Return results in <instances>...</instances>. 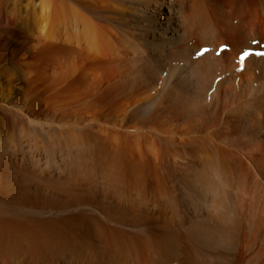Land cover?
<instances>
[{"label": "bare ground", "instance_id": "1", "mask_svg": "<svg viewBox=\"0 0 264 264\" xmlns=\"http://www.w3.org/2000/svg\"><path fill=\"white\" fill-rule=\"evenodd\" d=\"M38 1L40 4V26L39 31L36 32L39 34L38 38L40 41L38 40V42L44 43L45 45L40 48L41 50L37 54L38 56L36 55L37 57L34 59V64L39 67L38 72L42 74L43 78H45L46 75L51 74L53 80L51 81V83L46 82L47 96L45 95V98L37 96L36 93V95L31 97L29 101H25L23 104H10L8 106L10 111L12 110L13 112H15L16 115L19 116L22 120L19 130L22 131V129H29L31 130L32 134H39L41 137H46L45 144L48 151V157H50L51 160L53 159L56 167L54 165L53 166L58 171L70 167L68 165H70L72 161L69 162L70 164H68V161L70 160V158H72L71 156H73L74 153H76L74 155L77 156H85L90 151V148L93 149V146H99V148H101L104 152V155H109L108 151L115 152L116 147L114 146V143H116L117 146L119 143L118 141L122 143V137L119 138V135H122L121 133L126 134V137H138V141H141V139L139 138H142V141L145 142L144 146L146 147V150L148 151V153H150L152 158L155 159V161H153L152 163H145V161L142 160L145 154V152L143 153L145 149L141 151L144 142H141L142 145L140 143V145L137 143L138 146H140L138 148L140 150L138 151V157H140L139 159L134 158L136 155L133 156V152L131 150L133 146L131 143L132 141L125 142L126 144L130 143L125 146L126 152L124 155L126 157L125 160L128 165L127 168L124 165L125 171L126 169H129L132 178L135 181H138V176H141L140 178H142V175L144 176L146 170L152 171L154 173L156 169L159 171H161V169H166L168 170V172H166L167 174H169V172H173L175 175L173 176L169 174L168 176L174 177H169V179H177V182L180 184L177 193H175L174 189H172L173 191H171L164 187L163 183L165 179H162L164 181H159L160 176H157L158 178L156 177L159 183H157V186L155 185L158 188L154 190L155 193L153 195V198L154 203H156V205H154L155 207L157 206L156 208L158 209V213L161 219H163V221L180 223L182 224V227H186L187 225H189V223L192 222L194 223V228L192 229L200 234L201 239L203 238L205 241H207L208 245L212 243L216 246L220 245L221 248H224L226 244L228 245V239L232 235L236 238V235L238 233L236 231L244 228L246 233H244V240H248L249 238H251V241L248 240L249 243L247 241V243L242 242L244 243V245L241 248L242 250L239 251H241V254L246 253L247 256H245V258L241 257L242 260L238 258V264H253L256 261L259 262L261 259L262 263L260 264H264V249L262 247H257V241L264 245V230L259 231L258 229L261 227V224H264V216H262L264 215V204L261 203L263 200L261 198H264V195L260 198L261 202L259 199L255 203L252 202L253 200H257L252 199L253 195H256L254 193L259 192L258 190L260 188L261 190L264 188V139L261 140L256 138V133L260 130V128L262 129L264 126V96L260 98L256 96L258 97V99L255 98L254 100H251V97H253L257 93L261 94L262 91V88L258 91H255L251 88L250 92H248L250 94H247L251 96L245 95L244 98L239 97L237 102H235V100L233 99L234 102L232 103L230 101L231 104H228L227 101L228 99H230L232 95L231 92H233L232 90L234 89V87L231 82V77L224 75L220 68L221 65L215 61L217 60L215 59L216 56L214 57V51L216 50L215 45L219 46L227 43L228 41H230V38L227 35H230L234 43H242L241 48L235 51V57L238 61L241 60L240 55L242 53H248L243 62L247 63L246 66L252 64L249 62L251 60H254L259 63L261 68H264V56H256L251 53L252 51H264V46H250L248 44H245L249 39H255L256 34H253L255 33V28L260 27L258 25H261L264 22V6L260 2V0L252 1V5L254 6L252 13L245 20H241V24L236 28H230L228 26L229 24L226 25V22H223L224 24H221L219 26L218 24L216 25L211 21V12H209L207 9V4L211 0ZM262 1L264 4V0ZM231 2L233 3V1ZM214 5V11L218 13L219 8L217 6V3L215 2ZM258 5H262V8L259 7L258 9ZM239 7H242V5L239 4ZM247 27L249 28L247 29ZM223 30L226 31V34L224 35L222 34V32H224ZM257 32L260 34H264V29L260 27L258 28ZM236 33L238 37H236ZM41 37L42 39H40ZM263 38L264 36L262 37V40L264 41ZM190 40H194V44L192 46L189 45ZM235 52H231L232 54H230L233 56V53L235 54ZM231 65L232 64L230 63V66ZM235 66L237 67V65ZM217 79H219V81H216V83L215 80ZM245 82L249 83L251 81L247 77ZM209 90H212L213 92V99L218 95L220 91L223 93L224 115L220 120L214 118L208 121H202V119L195 118V115L197 114L194 113L198 109L197 106L199 105V102L208 101ZM260 94L258 95L261 96ZM1 105L3 104L0 103V107L7 106ZM40 105L45 106L41 108ZM5 108L7 107H4V109ZM2 111L4 110L2 109ZM35 112H38L39 114ZM87 112H90L88 114L90 115L89 120L85 119V115L87 114ZM6 113L9 114V112ZM8 114L6 115L7 118ZM14 118L20 120V118ZM88 122L91 123L87 124ZM17 129H15V131ZM51 129H53V132L54 129H57L58 131L57 133H53L52 131L49 132ZM232 129L235 132L239 133L240 137L243 138L242 140L245 143L249 142V140L253 141V144L251 143L252 145L250 146L246 144L244 145L245 147L243 148L245 150L242 153L232 151V141L230 139V137H234ZM29 132L27 130V134H29ZM48 133L52 134L49 135ZM101 135L107 137L106 139L108 140L112 139L110 145L108 143L109 141H107L109 146H105L104 143H106V139ZM37 138H39V136H37ZM135 139L133 140V142L136 141ZM18 141H22L21 138L20 140L18 139ZM23 145L21 144V147ZM154 146H157V148L155 149ZM152 147L154 149H152ZM10 148L7 149L9 150ZM15 149L17 150L18 147ZM5 152L0 150V165L2 166L3 161L6 162ZM7 154L9 153L7 152ZM118 155L120 157L116 155V157L118 158L117 160L114 159L115 161L110 159L106 163L103 162L105 164V168H103V170L105 169V172H101V170L100 172L104 174L106 173V176H104L105 179L108 177L110 178L111 175L113 178L114 176H119L118 174H120V171L123 170L120 168L118 169L119 173L117 171V167H119L121 165L120 163H122L120 161L122 160V154ZM8 156L6 155V157ZM102 157L99 158L102 159ZM94 159H92L91 161L93 162ZM143 159H145V157ZM77 160L75 159V161ZM79 160H81V157ZM12 162L15 161L13 160ZM78 162L79 161H77V163ZM78 164L86 166V164H83V162H79ZM115 164H117L116 169L114 168ZM76 166L77 165H75L74 167L76 168ZM82 166H80L79 168L82 169ZM71 169L75 170L76 172L77 170L81 171V169L78 168L74 169L72 167ZM67 170L69 171V169ZM83 171H85V167ZM116 171L118 174L114 173ZM125 171L124 174H126ZM159 171H157V173H159ZM250 172H252V175H249ZM44 173L45 172L42 173L43 176H45ZM102 175L100 177H102ZM100 177L99 179H101ZM118 178L114 180V182H119L122 184V181ZM127 178L126 180H124L122 175L123 184L124 181L127 182V180L130 179L129 177ZM102 179L104 178L102 177ZM142 181L143 183L140 182V184L143 185L144 180ZM216 181L217 183L215 184ZM114 182H112L113 185H115ZM119 183L118 186L115 185V187H119ZM165 183L167 182L165 181ZM128 184H125V186L128 185L129 187L130 182ZM135 185L139 186V188L140 186H142L137 185L136 182L133 187ZM119 188H121V185ZM174 188H176V186H174ZM233 188L239 189V194L241 195V198H243L242 205L240 204V202H237L236 204L237 196L234 197L235 195H232L231 192L233 191ZM140 190L141 189H136V193H134L135 196L134 198H132L134 200L138 198L137 200H135V202L137 203L140 201H144L145 203V201H147V198H145V196H142V192L140 193ZM207 193L212 195L211 199L206 196ZM261 193L259 194L261 195ZM99 194L101 193L99 192ZM96 195H98V193ZM111 195L113 196V194ZM260 195H257V197L259 198ZM141 198H145V200H141ZM139 199L140 201H138ZM246 200H249L252 203V206L250 204H247ZM141 202L140 205L144 204L143 202ZM145 204L141 206L137 204V209L138 206H143L145 208L147 206ZM236 205L237 209L242 206L241 213L244 214L243 221H237V219L242 216L241 213V215L238 213L239 216L237 219L234 218V216L236 217V214L233 216L234 210L232 209V207L235 208ZM211 206L215 208L213 210H215L216 220H218V224H215L214 227L213 225L207 226L208 224L205 225L204 223H202L203 218L206 216V213L209 208H211ZM21 207L22 206H20V208ZM139 210L140 208L137 210V212ZM239 211L240 210H238V212ZM169 214L171 218L169 217ZM97 216L98 215H96V217ZM18 219L19 218H17V220ZM72 219L73 218H71V220ZM7 220L9 219L7 218ZM78 220H80V218ZM198 220L200 221V223L198 222ZM125 221L126 220H124V222ZM94 223L96 222L94 221ZM4 228L7 229L6 227ZM14 228H12L13 231ZM8 229L10 231L11 228ZM249 230H256V233L253 232L256 235H253V237H251L250 235L248 236ZM124 233H122L123 236ZM146 234L148 235V233ZM7 235L5 236L7 237ZM13 236L14 234L12 235V237ZM123 236L122 238L118 237L121 238V241H123L124 243V246L121 244L120 245L129 249V242L133 241V237L132 235L131 237L128 235L127 237ZM170 237L172 236L170 235ZM107 238L109 237H106L104 239L107 240ZM51 239L53 238L51 237ZM2 240L4 239L2 238ZM2 240H0L1 244ZM109 240L112 241V244H115H113L112 246H108L111 245L109 244L111 241H109L107 247L115 249L116 247L114 248L113 246L118 244L117 238H115V236L113 237L112 234V237L110 236ZM11 241L9 242L8 240L6 242L11 243ZM28 241L31 242V240ZM33 241L34 240H32V242ZM174 241H168L167 239L166 242L160 241L162 245L160 247L158 246L159 249L157 250V254L159 256H165V254L170 256V258H168L169 264L179 262L180 260L184 259V261H186V264H205L207 262H204V260H202L203 258H201L202 251L200 253L201 256H199L200 254L196 253L195 249L191 250ZM13 242L15 241L13 240L12 243ZM37 242L38 241H36V243ZM39 242L41 243L42 241L39 240ZM39 242L38 246H35V242L33 243L35 244L34 246L33 244L28 243L32 245V247H29V250L26 247L28 251L23 247L21 250L24 249L25 251L23 250L22 252H19V254H22L21 256H23L21 258L18 254H11L10 252H6L5 255L7 258H5V256L2 257L4 251H6L2 248L3 252L2 250L0 252L1 264H126L123 263L125 262L123 260V262H121V258L118 257L122 256L120 255L121 252L118 256H113V254L111 255L110 253L106 255V251L103 252L105 248L103 251H101L102 249H100L98 245H80L81 242H77V246L75 245L76 247L73 245L75 247L74 248L73 246H67L68 244L72 245L71 243H69V240H67L66 242H68V244H66V242H62L65 244H61L62 246L57 247L56 244L54 245V243L57 242L55 241L54 243L52 242L53 244H50V248L46 246H44L46 247L44 248L43 245H41L42 247L39 246ZM199 243L197 240L196 245H198ZM230 243L229 245H231ZM237 243L239 245V241ZM123 247H121L122 254L126 255L125 253L128 252V249L124 253ZM227 247L228 246H226L225 248ZM208 248L210 249L211 247L209 246ZM216 248L217 249L211 248L213 250H211L212 252H209L207 250L209 253H206L207 255L205 254L206 256H208V258L211 259V264H224L222 260L228 258L233 259V257L237 258L235 254L229 253L230 251L228 253L223 252L222 254L223 250L220 251L218 250V247ZM235 248L236 247H234L233 249ZM141 249L142 250L138 251V253L136 251V254L133 253V255L135 254L134 256H136L137 264H160L153 258L148 257L146 251L144 252L146 248L141 247ZM130 251L133 252L132 250ZM128 254L130 255L127 256H130L131 258L132 253ZM229 262L227 261V263ZM164 264L168 263L164 262Z\"/></svg>", "mask_w": 264, "mask_h": 264}, {"label": "rangeland", "instance_id": "2", "mask_svg": "<svg viewBox=\"0 0 264 264\" xmlns=\"http://www.w3.org/2000/svg\"><path fill=\"white\" fill-rule=\"evenodd\" d=\"M231 1H233V3ZM252 1H254V0H211L207 4V9L209 12H211L210 13V19L214 24H216V25L218 24L220 26L221 24H224L226 22L227 23L226 25L229 24L228 26L230 28H232V27L236 28L241 24V22H240L241 20H245L252 13V10L254 9V6L252 5ZM215 2L217 3V6L219 8L218 13L214 11ZM260 2L264 6L263 1L260 0ZM239 4L242 5V7H239ZM232 5L235 7H233ZM262 5H258V9H259V7L262 8ZM39 10H40V4H39L38 0H0V103L3 104L1 106L7 105V106H4V107H7L5 109H4V107H0V134H1L0 135V137H1L0 138L1 139L0 140V144H1L0 150L5 152L8 150L7 148H10V146H11V148L9 150H11L13 152L12 153L9 150L7 151L9 154H7V152H5L6 153L5 154V161L6 162L3 161L4 167L2 165H0V237H1L0 240H2V238L4 239V240H2V244L0 243V252H1V250L3 252V249L6 250V251H4L2 257L5 256V258H7L5 254H6V252H10L11 254H14V253L18 254L19 257L21 258L23 256H21L22 254H19V252H22L26 247L29 250L30 249L29 247H32V245H30V244H33L34 242L36 245L33 244V246L34 245L38 246L39 240L42 241L41 242L42 244L39 242L40 243L39 246L43 245V247L44 246L49 247L50 244H53L55 241H57V242H55L54 245L56 244L57 247L62 246L63 244H65L62 242H66L67 240H69V243L72 244V245H70V244H68V242H66V244H68L67 246H69V247L70 246L72 247L73 245L77 246V242H79V243L81 242L80 245L81 244H84V245L89 244L90 246H93V245L97 246L98 245V247H100V249H102L101 251H103L105 248V250L103 252L106 251L105 252V253H107L106 255H108V253H110L111 255L113 254V256L114 255L118 256L121 252L120 255H122L123 257L122 256H118V257L121 258V260H120L121 262L125 261L123 263H126V264H134V263L137 264L136 263V256H134V255L136 254V252L138 253V251L142 250L141 247H144V248H146L144 250V252L146 251V254H148V257L153 258L154 260H156V262H158L160 264H164V262L169 264L168 258H170V256L166 255V254H165V256L164 255L159 256L157 254V252H158L157 250L162 245V243L160 241L166 242V239L168 241L169 240L174 241V239H175L174 242H176L180 245H183L184 247L189 248L191 250L195 249L196 253H198V254H200L202 251V253H201L202 256H201V254L199 256H201V258H203L202 260H204V262L207 261L205 264H211L212 263L211 259L208 258V256H206V255L209 252L213 251L211 248L217 249L216 247H218V250H220V251L223 250L222 254H223V252L228 253L230 251L229 253L235 254L237 257V258L233 257V259L228 258L229 260L228 259L222 260V262L224 264H235L236 262H237L236 264H238V262H239L238 258H240V260H242L241 257L245 258V256H247L246 253L245 254L242 253V254H244V255H242L241 251H239V250H242L241 248L243 247V245L246 241L248 243H249V241H251V238L248 239L249 241L244 240L245 239L244 228H242L243 230L241 229L242 232H241V230L236 231V232H238L236 235V238H235V236L232 235L228 239L229 240L228 245L226 244V246H228L227 248H225L226 246L224 248H221L220 245L216 246V245L209 242L212 246L213 245L215 246V247L214 246L212 247L210 244L208 245V242L205 241L203 238L201 239L200 234H198L196 231H194V229H192V228H194L193 227L194 223H192V222H191L192 224L189 223V225H187L186 227H184V226L182 227V224H180V223L163 221V219H161V217L158 213V209L156 208L157 206L155 207L156 203H154V198H153V195L155 193L154 190H156L158 188V187H156L158 185L157 183H159L157 178L160 176L159 181L162 179H165V181L167 183H165V181L162 180V181H164V183H163L164 187L168 190H171V191H173L172 189H174L175 193H177V190L179 189L180 184L177 182V179L176 180L175 179L174 180L169 179V177H170V176H168L169 174H171L173 176H175V175L173 172H169V174H167L166 172H168V170H166V169L165 170L161 169V171L156 169L154 171V173L152 171L146 170V172L144 173V176L142 175V178H140L141 176L140 177L138 176V181L137 180L135 181L132 178V175L129 172V169H126V171H125V169H124L125 166H126V168L128 166L127 162L125 160L126 157L124 155L126 152L125 146L130 144V143L126 144L125 142H131L132 141L131 143L133 146H132L131 150L133 152V156L136 155L134 158L139 159L140 157H138V151H140V150L138 148L140 146H138V144L140 143L142 145L141 142H144V141H142L143 140L142 138H139V139H141V141L139 140L140 141L139 142L137 140L138 137H132V136L126 137V134L121 133L122 135H119L120 136L119 138L122 137L121 141L123 144L120 141H118L120 143V146H119V143H118V146L116 143H114V146L117 148V150L115 148V152L108 151L109 155L108 154L104 155V152L102 151L101 148H99V146H93L94 150L92 148H90L89 149L90 153L88 152L87 155L77 156V155H74V154H76V153H74L73 156H71L72 158H70V160L68 161V164H70L69 162L72 161L73 165H72V163L70 165H68V164L67 165L70 166L71 168L73 167L74 169H76V168L81 169L79 167L82 166V164L79 165L78 164L79 162L80 163L83 162V164H86V166L85 165L82 166L81 171L77 170V172H76L75 170H73L67 166H66L67 168H65L66 170L64 169V170L58 171L55 168L56 166L54 164L53 159L51 160L50 157H48V151L46 149V144H45V138L46 137H43V136L41 137L39 134L38 135L34 134V133L32 134L31 130H29V129H26V130L22 129V131L19 130L22 120L19 116L16 115L15 112H13L12 110L10 111L8 106L10 104H12V105H15L18 103L23 104L25 101H29L31 99V97L36 95V93H37V96H39V97L41 96V98L42 97L45 98L47 96V83L46 82L51 83V81L53 80V78L51 77V74H48V75H46L45 78H43L42 74L40 72H38L39 67L34 64V59L38 56L37 54L40 52V50H41L40 48H42L45 45L44 43L38 42L39 34L37 32L39 31V26H40V24H39V19H40ZM258 12H260V11H258ZM214 13H215V15H214ZM258 26H260V27H262V29H264V22ZM260 27L255 28V33H253L254 35L256 34L255 39H249L247 41V43H245V44H248L250 46H256V45L264 46V41L262 40V37L264 36V34L263 33L260 34L257 32L258 28H260ZM248 28L249 27H247V29ZM222 34L223 35L226 34V31L222 32ZM227 36L230 38V41H228L225 44L219 45V46L215 45V48H216L215 51L216 52L214 51V54H215L214 57L216 56L215 59H217L215 61L221 65V66L220 65L219 66H220L222 72L224 73V75L231 77V82H232L233 87H234V89L232 90L233 92H231L232 95H231V97L229 96L230 99H228L227 103L231 104V102L233 103L234 100H235V102H237L239 97L244 98L245 95L251 96V95H247V94H250L248 92H250L251 88L255 91H258L259 89L262 88L261 94L260 93L255 94L253 97H251V100L252 99L254 100L255 98L258 99V97L260 98V97L264 96L263 95L264 94V68H261L259 63H257V61H254V60H251L249 62L252 64H249L248 66H246L247 63H243L244 58L243 59L241 58V55L243 53L240 55V59L242 61L241 60L238 61L235 57V55H236L235 51H237L241 48L242 43H234L233 39H231V36L230 35H227ZM232 36H233V34H232ZM236 37H238L237 33H236ZM40 39H42V37ZM193 44H194V40H190L189 45L192 46ZM231 52H235V54L233 53V56H232ZM225 60H226V62H225ZM235 60L238 62H236ZM239 62H241V63H239ZM230 63L234 66H232V65L230 66ZM235 65H237V67ZM253 66L255 67V69ZM248 72H249V74H248ZM247 77L249 78V80L251 82H249V83L245 82ZM216 81L218 82L219 79L215 80V82ZM212 94H213L212 90H209L208 91V96H209L208 98L209 99L207 98L209 102L208 101H206V102L200 101L199 102V105L197 106L198 109L194 113V114H197V115H195V118L202 119V121H208V120H211L214 118H217L218 120H220L223 117V115H224L223 114V104H224L223 93L220 91L214 99L212 98ZM258 94H260L261 96H259ZM219 95H220V97H219ZM242 95H244V96H242ZM256 96H258V97H256ZM44 106L45 105H40L41 108H43ZM2 109L4 111H2ZM197 111H198V113H197ZM6 112H9V114L10 113L11 114L9 115ZM35 113H38V112H35ZM89 113L87 112V114L85 115L86 120L90 119L89 118L90 115H88ZM7 114H8V118L6 117ZM14 117L20 118V120L15 119ZM89 123H91V122H88L87 124H89ZM15 129H17V130L15 131ZM27 130H28V132L30 131L29 134H27ZM52 130L53 129H51L49 132H51ZM57 131H58L57 129H54V132L53 131L52 132L57 133ZM83 132H85V131H83ZM232 132H233L234 137H230V139L232 141V144H231L232 147L231 148H232L233 152H239V153L241 152L242 153L245 150L243 148V147H245L244 146L245 144L248 146L253 144V141H251V140H249V142L245 143L242 140L243 138L240 137L239 133L235 132L233 129H232ZM48 134L51 135L52 133H48ZM37 136H39L40 139L37 138ZM101 136L104 137L105 139L107 138L103 135H101ZM9 137H11V138H9ZM6 138H8V139H6ZM20 138L22 141H18V139L20 140ZM133 138L134 139L136 138L135 140L137 142L136 141L133 142V140H134ZM256 138L261 139V140L264 139V126L262 129L260 128V130L256 133ZM107 141H109L108 143L110 145L112 142V139L111 140L106 139V143H104L105 146H109ZM10 142L12 145L10 144ZM15 143H16V145L18 143V145L16 146ZM20 143L22 145L23 144L24 145L21 147ZM19 145H20V147H19ZM144 145H145V142L143 143V145H142L143 147L141 150V151H143L145 149L143 151V153L145 152V154L143 156V158L145 157V159L142 158V160H144L145 163L146 162L152 163L153 161H155V159H153L152 156L150 155V153H148V151L146 150V147ZM13 146H14V148H13ZM17 147H18V149L16 150L15 148H17ZM12 148H13V150H12ZM154 148L156 149L157 146H154ZM154 148L152 147V149H154ZM21 149H22V151H21ZM98 150H99V153H98ZM10 154H12L13 156ZM118 154H122V157H121L122 160H120V161L124 164L120 163L121 165L119 167H117V171L119 173L118 169H120V168L123 169L126 173V174H124L123 170L120 171V174L123 175V179L126 180L127 177L130 178L129 180H127V182L124 181V184H123L122 175L118 174L117 171L114 173L118 174L119 176H114V178L111 175L110 178L108 177L105 179L104 176H106V173L105 174L101 173L103 171L105 172V169L103 170V168H105L104 163H106L110 159H112L113 161L117 160L118 157H116V155L119 156ZM6 155L7 156L9 155V156L6 157ZM126 156H128V155H126ZM3 157H4V155H3ZM73 157L76 160L78 157L77 161H79V162L77 163V161H75V159ZM80 157H81L82 161L79 160ZM84 157H85V159H84ZM99 157H102V159ZM7 158L9 159V161ZM11 158H12V160H11ZM90 158H91V160L94 159L95 162L93 161L94 162L93 163L90 160ZM96 158H97V160H96ZM99 159H100V161H99ZM13 160L15 162H12ZM85 160H86V162H85ZM88 160L91 162H89ZM8 162L10 163V166H9ZM11 163H13V164H11ZM48 163H49V165L51 164L50 165L51 167L48 165ZM43 165H44V167H43ZM75 165H77L76 168L74 167ZM78 165H79V167H78ZM87 165H89V166H87ZM100 166H102V167H100ZM114 166H115L114 168L116 169L117 164H115ZM12 167H13V169H12ZM84 167H85V171H83ZM86 167H87V169H86ZM43 168L45 171L43 170ZM48 169L50 172L48 171ZM67 169H69V171ZM100 170H101V172H100ZM40 171H41V173H40ZM46 171H48V172H46ZM71 171H73V172H71ZM113 171H114V169H113ZM157 171H159V173H157ZM43 172H45L44 173L45 176H43V174H42ZM74 172H75V174H74ZM102 174H104V175H102ZM156 174H158V175H156ZM52 175L54 178L52 177ZM101 175L104 179H102V177H100ZM124 175H125V177H124ZM249 175H252V172H250ZM41 176H43V177H41ZM99 177L101 179H99ZM118 177H120V178H118ZM75 178H76V180H75ZM88 178H89V180H88ZM117 178L122 181V184L118 182L121 185V188H119L120 185H119V187H115V185L118 186V183L114 182V180H116ZM170 178H174V177H170ZM9 179L11 180V182ZM36 179H37V181H36ZM64 179L66 180V182ZM91 180L93 181V183ZM102 180L106 181V182H103ZM142 180H144V184H143L144 186L142 184H140V182L143 183ZM145 180H146V182H145ZM153 180H155V181H153ZM58 181H59V183H58ZM67 181H68V183H67ZM131 181H132L133 185L135 184V182L137 183V185H142L143 189H142V186H140V188H139V186H136V185L133 187V185L131 184ZM112 182H114L115 185H113ZM129 182H130V186L128 187ZM82 183H84L85 185ZM216 183H217V181L215 182V184ZM60 184H62V185H60ZM125 184H128V185L125 186ZM60 186H61V188H60ZM174 186H176V188H174ZM91 188H92V190H91ZM136 189L137 190L141 189L140 193L142 192V196L143 197L145 196V198H147L146 199L147 201H145V203H147V204H145L144 201H142L145 205H147L145 208L143 206L142 207L138 206V209L140 208V210L138 211L139 213L137 212V210H138L137 204L140 205L141 201L139 199L138 201H140V202L137 203V202H135V200H137L138 198L136 197L137 199H135V200L133 199L135 196L134 193H136V191H135ZM236 189L237 188L232 189L233 190V191H231L232 195H235L234 197L237 196L236 204H237V202H240V204L242 205L243 198H241V195L239 194V192H240L239 189H237V190ZM95 190L98 193V195H96L97 193L95 192ZM260 190H261V188L258 190L259 192H255L254 194H256V195H253V197H252V199H257V200L252 201L250 199L253 203L257 202L258 199L261 202V199H263L261 203L264 204V198H261V196L264 195V193H263L264 188L261 191ZM69 192H71V193H69ZM99 192L101 194H99ZM126 192H128V193H126ZM259 193H261V195ZM111 194H113V196ZM129 194H131V195H129ZM208 195H210V194L207 193L206 196L211 199L212 195H210V196H208ZM257 195H260L259 198L257 197ZM255 196H256V198H255ZM112 197L114 200L112 199ZM128 197L129 198L131 197V198L129 199ZM126 198L129 200H127ZM145 198H141V200H145ZM246 201H247L246 202L247 204H250L252 206V203L249 200H246ZM148 202H150V203H148ZM131 204H133V205L136 204V205L133 206ZM144 204H141V205H144ZM151 204H153V205H151ZM20 206H22V207L20 208ZM241 207L238 209H237V205L235 206V208L232 207V209L234 210L233 216L236 214V217L234 216V218H236V219L238 218L239 214L241 213ZM93 208H94V210H93ZM213 209H215V208H213L211 206V208H209L210 211L208 210L206 213V216L204 217L205 219L203 218V220H202V223H204L205 225L208 224L207 226L213 225V227H214L215 224L216 225L218 224L217 223L218 220H216L215 210H213ZM16 210H17V213H16ZM238 210H240V211L238 212ZM81 214L83 217L81 216ZM241 214H242V216H240L239 217L240 219L238 218L237 221H239V220L243 221V215L244 214L243 213H241ZM96 215H98V216L96 217ZM262 216H264V215H262ZM140 217H142V218H140ZM169 217H170V214H169ZM7 218L9 220H7ZM17 218H19L18 219L19 221L17 220ZM71 218H73V219L71 220ZM79 218H80V220H78ZM83 219H84V221H83ZM67 220H69V221H67ZM88 220L89 221L91 220V221L89 222ZM92 220H93V222H92ZM124 220H126V221L124 222ZM94 221L96 223H94ZM168 222H170V223H168ZM198 222L200 223L199 220H198ZM3 223H5V224H3ZM163 224H165L166 226ZM197 225H199V224H197ZM175 226H176V229H175ZM4 227H6V228L8 227L11 229L9 231L8 228H7L8 229L7 230ZM12 228H14V231ZM165 228H166V230H165ZM260 228H258L259 231L264 230V224H261ZM258 229H256V230H258ZM53 230L56 232H54ZM105 230H107V231H105ZM114 230H116V231H114ZM256 230H249L250 232L248 231V236L250 235L251 237H253V235H256V234H254V233H256ZM5 231H6V233H5ZM178 231H180V232H178ZM124 232H126L127 234ZM194 232H195V234H194ZM9 233L10 234L12 233V234L10 235ZM122 233H124V236ZM146 233H148V235ZM1 234H4V235H1ZM7 234H9L10 236ZM13 234L15 237L14 236L12 237ZM112 234H113V237L115 236V238H117V240H118L117 242L119 244V245L116 244L115 246H113L114 248L116 247L115 249H113V248L111 249V247L110 248L107 247L109 241H111L109 239H110V236L112 237ZM193 234H194V236H193ZM5 235H7V237ZM127 235L130 237L132 235V237H133L132 238L133 241L129 242V245H130L129 249L126 247H123L124 243H123V241H121L122 236L127 237ZM170 235L172 237H170ZM238 235L240 236V238ZM3 236H5V237H3ZM18 236H19V238H18ZM42 236H43V238H42ZM105 236L109 237V238H107L108 241L106 239H104V238H106ZM51 237L53 239H51ZM118 237H121V238H118ZM168 237H170V238H168ZM184 237H185V239H184ZM194 238H196V239L198 238L197 239L198 243L200 240V243H199L200 245L199 244L196 245L197 240ZM10 239L12 241L14 240L16 243L15 242L12 243V241ZM119 239H120V241H119ZM237 239H239V240H237ZM8 240H9V242L11 241V243H7L6 241H8ZM19 240L23 241V242H20ZM28 240H31V242H29ZM32 240H34V241L32 242ZM100 240H102V241H100ZM230 240L231 241L233 240V241L231 242ZM26 241H27V243H26ZM36 241H38V242L36 243ZM73 241L75 242V244ZM201 241L206 242V243H202ZM238 241H239L240 246L237 243ZM180 242L181 243L183 242V243L181 244ZM242 242H244V243H242ZM3 243H6V244H3ZM28 243H30V244H28ZM229 243L232 245V247H231V245H229ZM109 244H111V245H108V246H112L115 243L112 244V241H111ZM120 244L123 246H121ZM3 245L4 246L7 245V246L4 247ZM24 245H26V246H24ZM192 245L194 246V248ZM257 245H258L257 247H262L264 249V245L262 243H260L259 241H257ZM51 246H53V245H51ZM209 246L211 247L210 249L208 248ZM23 247H24V249L21 250ZM46 247H44V248H46ZM121 247H123L124 253L128 249V252L125 253L126 255L122 254V250H121L122 248ZM234 247H236V248L233 249ZM27 248H26V250H27ZM59 248H62V247H59ZM130 250H132L133 252H131ZM231 250H232V252H231ZM128 253H132L131 258H130V256L129 257L127 256V255H130ZM133 253H135V254L133 255ZM203 254L204 255L206 254V255L204 256ZM0 256H1V254H0ZM125 256L127 257V259ZM129 258H130V260H129ZM161 259L163 260V262ZM182 259H184V258H182ZM184 260H180L179 262H175L172 264H186L185 263L186 261H184ZM227 261L228 262L230 261L231 263L230 262L227 263ZM260 263H262V259L259 262H257V261L254 262L253 264H260ZM0 264H1V262H0Z\"/></svg>", "mask_w": 264, "mask_h": 264}]
</instances>
